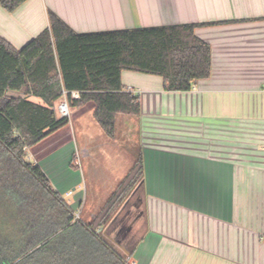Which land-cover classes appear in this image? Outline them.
<instances>
[{"label":"crops","instance_id":"1","mask_svg":"<svg viewBox=\"0 0 264 264\" xmlns=\"http://www.w3.org/2000/svg\"><path fill=\"white\" fill-rule=\"evenodd\" d=\"M49 12L76 34L193 25L211 50L209 78L189 92L123 72L141 113L117 116L114 139L62 153L49 137L29 150L53 155L47 168L36 162L53 188L71 197L77 187L70 207L91 220L141 154L142 181L102 231L122 254L134 250L131 264H264V0H27L13 13L0 6V37L20 50ZM70 111L72 122L93 107Z\"/></svg>","mask_w":264,"mask_h":264},{"label":"trees","instance_id":"2","mask_svg":"<svg viewBox=\"0 0 264 264\" xmlns=\"http://www.w3.org/2000/svg\"><path fill=\"white\" fill-rule=\"evenodd\" d=\"M26 1L0 6L13 13ZM48 24L20 50L0 37V264H130L134 250L122 254L102 231L142 181V155L84 222L27 152L70 124L52 110L63 98L70 109L92 105L94 122L114 139L117 116L141 113L123 72L159 77L166 92H189L210 76V46L193 25L76 34L51 12Z\"/></svg>","mask_w":264,"mask_h":264},{"label":"rangeland","instance_id":"3","mask_svg":"<svg viewBox=\"0 0 264 264\" xmlns=\"http://www.w3.org/2000/svg\"><path fill=\"white\" fill-rule=\"evenodd\" d=\"M78 116H79V114H77L76 116L75 115H72V117H71L72 122H70V124L67 127L61 129L60 131H58L57 133H55L54 135H52L51 136V139L52 140H47L48 142H51V141H54L55 139H56L55 141H58L59 139H62L61 141L64 142V145H63L64 146V148H63L64 151L63 150H62L63 152L62 151H59V153L60 152H62V153L67 152L68 151L67 148L70 147V146H73L71 143H74L75 146H76V143H77V145L79 146V148H81V145L83 144V141H84V138L85 137H86V141H88V139H89L90 136H93L95 139H97L98 136L103 137L104 139H106L105 136H104V134L100 130V128L97 126V124L94 122V120L90 116L88 117V116L83 115V116H80L81 118H79V119L77 118ZM97 140L99 141V140H101V138H98ZM46 144H47V142H46ZM68 144H71V145L68 146ZM65 146H67V147L65 148ZM59 153H58V155L52 157V159L53 160H55V158H59L60 159ZM51 156H53V155H50L48 157H44L43 155L40 154V155H38V156L36 155L34 157V152L28 151L27 152V161L30 162V163H32V164H35L37 161L38 162L40 161L42 163V162H46L45 159L50 158ZM56 161L57 160H55V162ZM50 163H51V161H50ZM53 163L54 162H52V164L50 166L51 167L50 168V170H51L50 172H52V170H54L53 167H52ZM42 165L45 168H47V166L44 165V163H42ZM72 171H74V170H72ZM75 171H77V168L75 169ZM76 174H78V172ZM51 185L53 187V183ZM77 194H78V189H77V187H75V191H72L71 192V197L70 196L69 197H66L65 194L62 193V198L71 206V204L73 205V201H74V198H75L74 196L77 195ZM74 206H75V203H74V205L72 207H74ZM85 206H86V204H85ZM91 212H92L91 209L86 210V207H84L83 208V211H81L82 215H81L80 219L82 221H84V222H86V221L88 222V220H90V217H91L90 216ZM79 215H80V211H77L76 212V218ZM136 237H134V239ZM133 242H135V240ZM129 263L131 264V261Z\"/></svg>","mask_w":264,"mask_h":264},{"label":"built area","instance_id":"4","mask_svg":"<svg viewBox=\"0 0 264 264\" xmlns=\"http://www.w3.org/2000/svg\"><path fill=\"white\" fill-rule=\"evenodd\" d=\"M135 94V93H134ZM73 98H78V94H73ZM58 118H69L71 116L70 107L65 98L52 108ZM264 151V147L262 149ZM78 218V217H77Z\"/></svg>","mask_w":264,"mask_h":264}]
</instances>
